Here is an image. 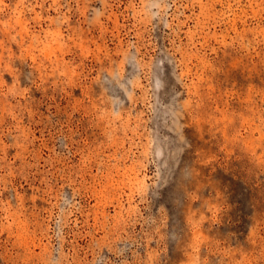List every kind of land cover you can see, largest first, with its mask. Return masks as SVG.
<instances>
[{
	"label": "rangeland",
	"instance_id": "rangeland-1",
	"mask_svg": "<svg viewBox=\"0 0 264 264\" xmlns=\"http://www.w3.org/2000/svg\"><path fill=\"white\" fill-rule=\"evenodd\" d=\"M0 264H264V0H0Z\"/></svg>",
	"mask_w": 264,
	"mask_h": 264
}]
</instances>
